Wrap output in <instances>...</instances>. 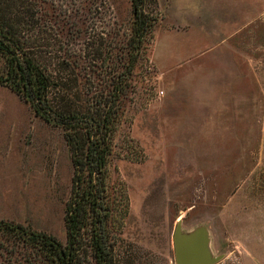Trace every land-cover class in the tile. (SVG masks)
<instances>
[{
    "label": "rangeland",
    "instance_id": "rangeland-1",
    "mask_svg": "<svg viewBox=\"0 0 264 264\" xmlns=\"http://www.w3.org/2000/svg\"><path fill=\"white\" fill-rule=\"evenodd\" d=\"M33 1L50 73L73 81L67 59L84 98L128 84L106 177L118 264H176L179 220L217 264H264V0H148L139 50L131 0ZM72 176L64 130L0 85V220L66 243Z\"/></svg>",
    "mask_w": 264,
    "mask_h": 264
},
{
    "label": "trees",
    "instance_id": "trees-1",
    "mask_svg": "<svg viewBox=\"0 0 264 264\" xmlns=\"http://www.w3.org/2000/svg\"><path fill=\"white\" fill-rule=\"evenodd\" d=\"M131 2L135 20L129 46L139 50L153 33L156 18L146 13L148 0ZM36 26L41 24L33 0H0V59L4 62L0 85L64 130L73 166L65 207L67 237L62 243L30 226L0 220V258L3 264H118V247L109 229L112 206L106 177L128 84L123 78H112L106 95L84 98L76 69L67 59L60 64L73 70L70 82L40 62L37 54L45 44L41 37L36 39Z\"/></svg>",
    "mask_w": 264,
    "mask_h": 264
},
{
    "label": "water",
    "instance_id": "water-1",
    "mask_svg": "<svg viewBox=\"0 0 264 264\" xmlns=\"http://www.w3.org/2000/svg\"><path fill=\"white\" fill-rule=\"evenodd\" d=\"M176 264H217L222 256L213 257L209 249V233L205 227L184 233L179 220L173 235Z\"/></svg>",
    "mask_w": 264,
    "mask_h": 264
}]
</instances>
